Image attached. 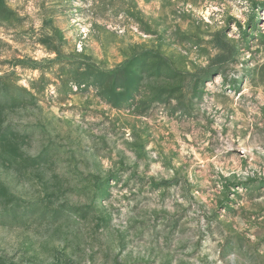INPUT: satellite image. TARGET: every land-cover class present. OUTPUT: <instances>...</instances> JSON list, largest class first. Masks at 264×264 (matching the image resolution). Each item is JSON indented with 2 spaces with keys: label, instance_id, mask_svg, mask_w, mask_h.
I'll return each mask as SVG.
<instances>
[{
  "label": "rangeland",
  "instance_id": "obj_1",
  "mask_svg": "<svg viewBox=\"0 0 264 264\" xmlns=\"http://www.w3.org/2000/svg\"><path fill=\"white\" fill-rule=\"evenodd\" d=\"M0 264H264V0H0Z\"/></svg>",
  "mask_w": 264,
  "mask_h": 264
}]
</instances>
